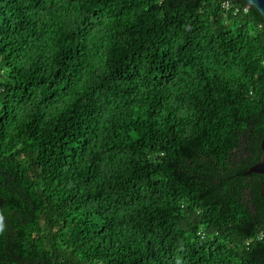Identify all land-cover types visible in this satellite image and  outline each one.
<instances>
[{
	"label": "trees",
	"instance_id": "16d2710c",
	"mask_svg": "<svg viewBox=\"0 0 264 264\" xmlns=\"http://www.w3.org/2000/svg\"><path fill=\"white\" fill-rule=\"evenodd\" d=\"M263 139L245 0H0V264H264Z\"/></svg>",
	"mask_w": 264,
	"mask_h": 264
},
{
	"label": "water",
	"instance_id": "95a60500",
	"mask_svg": "<svg viewBox=\"0 0 264 264\" xmlns=\"http://www.w3.org/2000/svg\"><path fill=\"white\" fill-rule=\"evenodd\" d=\"M249 6H254L256 9L259 10V12L262 14L264 18V0H245ZM262 149H263V154L260 158V160L252 165L248 170L245 171V173H260L264 175V139L262 141ZM263 194H264V182H263ZM1 203V199H0Z\"/></svg>",
	"mask_w": 264,
	"mask_h": 264
},
{
	"label": "built area",
	"instance_id": "2783aa9c",
	"mask_svg": "<svg viewBox=\"0 0 264 264\" xmlns=\"http://www.w3.org/2000/svg\"><path fill=\"white\" fill-rule=\"evenodd\" d=\"M230 5V2H225V6H229ZM247 9V8H246Z\"/></svg>",
	"mask_w": 264,
	"mask_h": 264
}]
</instances>
